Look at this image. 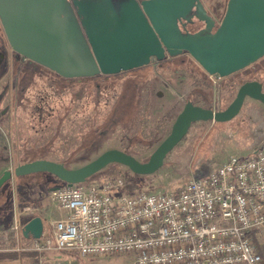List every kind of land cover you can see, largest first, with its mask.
<instances>
[{
    "label": "rangeland",
    "instance_id": "rangeland-1",
    "mask_svg": "<svg viewBox=\"0 0 264 264\" xmlns=\"http://www.w3.org/2000/svg\"><path fill=\"white\" fill-rule=\"evenodd\" d=\"M217 3L218 13L213 14L220 20L226 0ZM213 4L209 1L208 6ZM202 26L200 23L194 30ZM180 57L196 63L189 55ZM22 65H26L27 70L20 74ZM30 65L27 59L12 50L0 24V129L4 130L7 143V149H0V166L11 161L7 170L12 171L26 160L36 158L68 160L71 161L68 168L76 169L112 149L146 162L169 135L188 100L221 111L234 100L241 84L233 79L235 76L220 79L209 76L211 83L204 82L199 75L191 77L186 71L173 72L155 61L147 68L120 73L122 79L119 81L117 77L114 84L120 89H116L112 97L108 92L99 93L90 85L60 82L63 77L47 68L40 75L39 68L33 69ZM249 68L236 76L255 70V76L250 77L259 78L264 87V60ZM134 76L139 77L134 86H130L125 79ZM200 88L203 94L197 90ZM124 89L127 92L122 97ZM122 101L126 104L121 108ZM263 143L264 105L247 98L240 113L229 122L194 123L167 155L164 165L141 183L127 167L112 164L83 185L122 179L126 193L176 192L192 178L210 173L231 157L246 156ZM46 176L52 177L41 174L20 182L44 181L43 185H46ZM15 179L9 181L10 185H14ZM5 193H1L0 203L6 202ZM10 235L11 247L16 246L13 231ZM27 250L32 253L29 246ZM99 261L87 260L86 264H103ZM111 261L105 264H133L128 256H117Z\"/></svg>",
    "mask_w": 264,
    "mask_h": 264
},
{
    "label": "water",
    "instance_id": "water-1",
    "mask_svg": "<svg viewBox=\"0 0 264 264\" xmlns=\"http://www.w3.org/2000/svg\"><path fill=\"white\" fill-rule=\"evenodd\" d=\"M0 21L16 54L66 79L116 75L183 54L208 75L227 78L264 58V0H228L218 26L201 0H0ZM200 23L204 27L194 33L180 28ZM247 98L264 105L260 81L241 84L221 111L188 100L146 162L118 149L76 169L39 159L4 171L0 190L13 178L37 173L69 186L83 184L112 164L136 175H152L194 123L229 122ZM43 232V219L37 216L24 225L22 234L39 239Z\"/></svg>",
    "mask_w": 264,
    "mask_h": 264
},
{
    "label": "built area",
    "instance_id": "built-area-1",
    "mask_svg": "<svg viewBox=\"0 0 264 264\" xmlns=\"http://www.w3.org/2000/svg\"><path fill=\"white\" fill-rule=\"evenodd\" d=\"M124 187L116 179L50 190L64 216L32 239L29 251L87 260L130 256L133 264H263L256 236L264 228V143L176 192L131 194ZM37 213L30 207L16 213L17 240H23L22 217Z\"/></svg>",
    "mask_w": 264,
    "mask_h": 264
},
{
    "label": "crops",
    "instance_id": "crops-1",
    "mask_svg": "<svg viewBox=\"0 0 264 264\" xmlns=\"http://www.w3.org/2000/svg\"><path fill=\"white\" fill-rule=\"evenodd\" d=\"M202 72H204L203 69ZM204 73L206 77L210 76L206 72ZM3 164L2 166H0V177L4 173V171L9 169V167L12 165L11 161L9 164ZM45 178L46 185H44V187H40L39 190H34L29 200H24L23 203L19 205L17 202L16 195V184L18 181L17 179H15L14 185L12 186L13 209L9 213H5V210L0 213V264H39V261L41 259L48 260L51 262H60L61 264L87 263V259H82L72 252L54 251L38 254L36 252L31 251L32 253H28L26 252L28 251L27 247H30L32 239H25L24 237L23 240L16 239L15 241L18 244H16V246L11 247V227L13 225L16 213L28 207L39 209V214L37 213L35 215L23 216L22 223L25 225L34 217L40 216L44 222V229H47L50 223H53L54 221L61 219L64 216V212L58 207L55 202L51 201L48 197V192L56 188L55 184L57 180L49 176H46ZM49 182H54V184L50 183L51 185H49ZM256 245L263 258L264 264V228H262L256 236ZM116 257L100 258L99 263L105 264L108 262H112L111 260L116 259Z\"/></svg>",
    "mask_w": 264,
    "mask_h": 264
},
{
    "label": "trees",
    "instance_id": "trees-1",
    "mask_svg": "<svg viewBox=\"0 0 264 264\" xmlns=\"http://www.w3.org/2000/svg\"><path fill=\"white\" fill-rule=\"evenodd\" d=\"M227 2H228V0H226L225 6H224V11L222 12V16L220 17L221 19L223 18L224 14H225ZM0 24H1V21H0ZM261 60H264V58H262ZM159 64H160V67H162V68H164V67L168 68L169 67L173 72H176V71H186V72L189 73V75L191 77H196L197 75H199L200 78L204 82L205 81H209L211 83V81L208 79L209 77L208 76L207 77L205 76V73H204L205 71L202 72V68L197 63H194L193 61H189V59L188 58L186 59V57H180L179 58V56H178V57L168 58V59H165L164 61L159 62ZM194 64H197V65H194ZM25 66L26 65H22L21 66V68H20V70H21L20 74L22 72H24V71L27 70V67H25ZM30 66L33 69H35L34 67H38L39 68L38 71H39V74L40 75H43L41 73H43L44 70H46V68H44L42 66H39V65H37L35 63H31ZM147 67H149V66H146V67H143V68H147ZM252 67H253V65H252ZM249 69H251V68H249ZM237 74L238 73L232 75V76H235L233 79H236V81H238V82L240 81L241 84H243L246 81H250V80H257V81H260L263 84V81H261L259 78H257V77H255V78L250 77V76H255V74H256L255 70H251L249 72H246L243 75L240 74L239 76H236ZM121 76H122L121 74H116V75H109V76L99 75V76H95V77L79 78V79H65V78H62V80H60V82H63L65 84L68 83V85H70V84H73V85H76V84H78V85L85 84L87 86L90 85V86H93L95 89H97V91L99 93H101V92H108L110 94V96H112L113 93H114V91L116 89H118V90L120 89L119 86L116 87V85H115V87H114V84L116 83L115 79H117V77H118V80L119 81L122 79ZM138 77L139 76H137V77L134 76V77H132L130 79H125V80L131 86V85L135 84L134 82H135V80ZM18 79H19V77H18ZM15 83L18 86L19 83H17V81H15ZM108 85H113V86L108 87ZM112 87H114V88H112ZM200 87H202V86L200 85ZM202 88L197 89V90L202 91L201 90ZM126 92H127V89H124V92L122 90V93H121L122 94V97L125 96ZM208 92L212 95V90L211 89H209ZM199 93L203 94V91L202 92H199ZM101 96H103V95H101ZM116 97H117V95L115 96V98ZM131 97H132V95H131ZM98 98L100 100L102 99L101 97H98ZM124 104H126V102H123L122 101V102H120L119 106L122 108ZM3 131L4 130L0 129V149L1 148L7 149L6 138H5V135H4ZM39 159H44V158H36L35 160H39ZM32 161H34V160H32ZM50 161H53V160L50 159ZM27 162H31V161H27L26 160L25 162H23V164L24 163H27ZM54 162L61 163V164H63L64 166H66L68 168V165L70 164L71 161H68V160L67 161L54 160ZM41 174H47V173H37V174H31V175H26V176H23V177L16 178L17 181H18L17 184H16V195H17L18 205L21 204V203H23L24 200H27L28 201L29 198L31 197V194L34 192V190L36 191V189L39 190V187H44V185H43V182L44 181H41V182H33V183L27 182L25 184L22 183V182H20V181L22 179H25V178H29L31 180L33 176H40ZM47 175H50V174H47ZM50 176H52V175H50ZM134 176H135L136 179H138V181L140 183L146 177V176L136 175V174H134ZM52 177L57 180V182L55 184L56 188L67 185L66 183L60 181L57 177H55V176H52ZM124 189H125V187H124ZM2 192H6L5 195H7V199H6V202L5 203H0V213H2L3 210H5V213L6 212L9 213L13 209V207H12L13 206L12 185H10V182L9 181L6 184H4V186L1 188L0 195H1Z\"/></svg>",
    "mask_w": 264,
    "mask_h": 264
},
{
    "label": "flooded vegetation",
    "instance_id": "flooded-vegetation-1",
    "mask_svg": "<svg viewBox=\"0 0 264 264\" xmlns=\"http://www.w3.org/2000/svg\"><path fill=\"white\" fill-rule=\"evenodd\" d=\"M202 1V3L204 4V6H205V8L207 9V11L209 12V14H211L215 19H216V17L214 16V14L213 13H216L217 12V9H218V4L219 3H217L218 2V0H201ZM209 1L210 2H213L214 4H213V6H208V4H209ZM218 13V12H217ZM217 20V19H216ZM220 21H221V19L220 20H217V26L219 25V23H220ZM184 23V22H183ZM203 25V24H202ZM194 27L195 26H191V25H186L185 27H183V26H180V28H181V30L182 31H189V32H191V33H194V32H196V31H198V30H200V29H202L203 27H204V25L201 27V28H199L198 30H194ZM184 55V54H183ZM187 55V54H186Z\"/></svg>",
    "mask_w": 264,
    "mask_h": 264
}]
</instances>
